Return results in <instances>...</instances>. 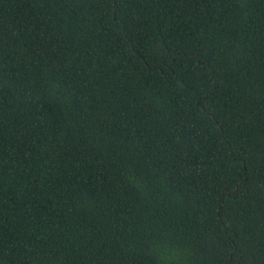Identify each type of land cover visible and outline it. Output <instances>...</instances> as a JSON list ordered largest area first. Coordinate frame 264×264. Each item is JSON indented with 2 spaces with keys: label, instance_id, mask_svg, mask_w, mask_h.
<instances>
[{
  "label": "trees",
  "instance_id": "trees-1",
  "mask_svg": "<svg viewBox=\"0 0 264 264\" xmlns=\"http://www.w3.org/2000/svg\"><path fill=\"white\" fill-rule=\"evenodd\" d=\"M0 264H264V0H0Z\"/></svg>",
  "mask_w": 264,
  "mask_h": 264
}]
</instances>
